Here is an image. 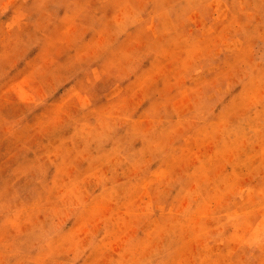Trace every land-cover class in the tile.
Listing matches in <instances>:
<instances>
[{
  "label": "rangeland",
  "instance_id": "1",
  "mask_svg": "<svg viewBox=\"0 0 264 264\" xmlns=\"http://www.w3.org/2000/svg\"><path fill=\"white\" fill-rule=\"evenodd\" d=\"M47 2L0 0V264H264V2Z\"/></svg>",
  "mask_w": 264,
  "mask_h": 264
},
{
  "label": "clouds",
  "instance_id": "2",
  "mask_svg": "<svg viewBox=\"0 0 264 264\" xmlns=\"http://www.w3.org/2000/svg\"><path fill=\"white\" fill-rule=\"evenodd\" d=\"M262 2H264V0H262ZM205 6V0H194V2H192L190 5L186 4L184 2V0H172L171 3H166L164 5V7L168 8L171 14V19L175 22V24L177 25V30L180 29L181 27V17L188 15V16H198V10L200 7ZM93 7L99 9L100 5L96 4ZM229 7H233L231 4L229 5ZM143 8V19L147 20L154 12L156 6L152 3V2H148L142 5ZM65 10V4L61 3L60 0H48L47 4H46V11L49 13H53L55 15L56 18H59L60 14ZM99 11H97L96 16L99 18ZM96 27H98L99 25H95ZM34 39H37L40 41V44L43 45L45 42V38L47 36V31H36L35 33L32 34ZM200 67V61L195 60L192 62V64L190 65L189 71L190 73L193 74V76L195 75L196 70ZM262 68H264V65H262ZM80 77H76L75 79L71 80L70 83L75 84L76 79H79ZM65 87H67V85H65ZM60 91H63V89H61ZM59 92L56 93V95H58ZM53 99H55V96L53 97ZM207 105L211 106L212 104L215 103L214 99L209 98L207 100ZM95 106V105H93ZM44 109H39L36 112L32 113L31 115H27L24 118L21 119L20 121V127L21 129H23L25 127V125H29L33 122L34 118L39 115L40 111H43ZM207 109H205L204 112L201 113L200 117H197V119H202L204 117V115L206 114ZM19 115V113L17 114ZM82 115V113L79 112H74L73 116L77 119H79V117ZM186 118L188 119H192V107H191V101H189L188 104V111L186 113ZM70 130V129H68ZM61 133H57V135H60ZM66 134V132H65ZM51 138V137H50ZM43 142V141H42ZM49 175H51V170L49 171ZM39 186V185H38Z\"/></svg>",
  "mask_w": 264,
  "mask_h": 264
}]
</instances>
